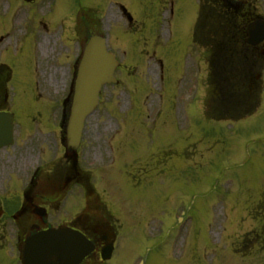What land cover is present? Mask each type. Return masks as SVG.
<instances>
[{"label": "rangeland", "instance_id": "374dc122", "mask_svg": "<svg viewBox=\"0 0 264 264\" xmlns=\"http://www.w3.org/2000/svg\"><path fill=\"white\" fill-rule=\"evenodd\" d=\"M100 1H94L98 15L103 13L102 5L104 7L110 4L112 7L114 15L107 16L106 19L110 20H105L107 24L105 23L104 29L109 33L110 42L117 50L118 57L123 59L131 72L119 70V83L104 87L99 106L87 118L85 128L88 134L93 135L100 130L101 135H95L94 140L97 136L99 142L113 143L117 154L121 153V146L126 147L128 171L140 173L139 167L143 169L145 162H151L146 168V181L154 184L142 180L136 187L127 174V177L117 181L120 185L115 183L118 189L113 185V188L108 189L104 179L97 178L98 190L107 205L115 208L117 215L125 213L124 206L117 203L122 192L130 197L129 201L136 200L134 208L137 212V234L155 231L153 224L166 220L167 212L172 223L180 221L184 216L186 223H183L179 231L172 233L168 242L173 245V255L190 259L191 264H194L192 257L216 255L217 242L224 245L235 239L236 236L229 237L234 229H237L238 234H246L247 230L259 223L256 218L259 213L254 209L258 198L264 199V86L260 95V108L254 114L239 121L212 119L210 116L204 118L206 87L204 85V89H201L202 98L196 110L191 101L194 99L193 95H199L200 92L192 83L193 60L190 57L185 64V69L189 68L185 72L187 49L170 54L176 50L172 46L175 44V37L170 42L172 38L168 40L167 33L169 22L173 25L181 23L182 27L178 25L180 35L189 45V28L194 25L191 20L196 17L198 6L177 2L171 9L170 15L173 17L162 21L161 32L164 33L155 43L158 46H154L158 32V24L154 19L156 7L142 8L149 20L145 21L146 27L141 24L145 30L140 40H136L138 37L127 35L117 28L121 27L123 20L119 9L113 6L115 0H104V4ZM121 1L141 17V8L136 3ZM258 1L260 7L255 8V11L264 15L263 0ZM6 9L1 8L0 11V30L8 25V16L3 13ZM64 11L65 6L60 3L58 12L62 14ZM3 43L5 45L6 41ZM142 48L147 52L142 54ZM153 48L162 52L170 64L163 92V87L158 83L155 61L149 56ZM193 51L191 49L190 52ZM12 86L15 98L11 106L22 124L19 127L30 129L56 126L50 105H42L36 99L22 102L17 99L22 92L21 88L17 84ZM57 88L52 94L53 99L59 92H64L62 85ZM42 110L43 115L37 114V111ZM225 111L223 104L209 110L211 115ZM19 145H22V141H19ZM103 147L106 148L104 155L107 158L109 146L105 144ZM168 152L169 157H172L168 165L173 170V178L161 183L168 166L163 163ZM117 163L119 164V160ZM108 166L110 169L115 167L111 161ZM167 172L169 180V171ZM117 175L121 176L120 173ZM220 194H223V200L220 199ZM200 240L204 242L203 246L199 243ZM167 244L153 255L156 258L155 264L172 261L167 256L170 255L167 253ZM229 249L227 246L223 248L227 255H230Z\"/></svg>", "mask_w": 264, "mask_h": 264}, {"label": "flooded vegetation", "instance_id": "af4514ba", "mask_svg": "<svg viewBox=\"0 0 264 264\" xmlns=\"http://www.w3.org/2000/svg\"><path fill=\"white\" fill-rule=\"evenodd\" d=\"M76 1L10 0V56L7 66H0L1 85L12 82L13 66L17 67L18 83L21 85L31 82L42 84V86L67 85L72 77V69L67 66L63 69L61 65L46 68L42 64L46 54L65 55L69 59L75 57V63L78 64V52L84 43L83 39L91 35L92 31L85 22L91 8L83 7L75 10ZM140 1L145 6L163 9L174 6L176 3L175 0ZM178 1L190 2L210 9L253 6L251 0ZM60 3L65 6L62 14L58 12ZM72 9L75 14L70 16L69 12ZM247 13L252 14V12ZM211 18V29L213 32L217 31V34L212 37L210 44L221 47L217 17L211 16ZM244 18L241 24L243 40L246 24H248L246 23L248 18ZM254 48L258 49V47ZM248 51L246 50L245 55L247 60L251 61L250 50ZM258 51L259 56L252 64H258L260 61L261 66L264 67V56H260V49ZM18 53H21L20 59ZM250 75L252 74H247L245 79L251 80L254 86L258 76L255 78ZM0 108H9L6 96H0ZM21 131L27 133L20 135L35 138L31 140L20 138L19 141H23L22 145H25L18 146L17 143L19 148L13 151H10V146L0 149V264H22L20 249L25 247L26 238L38 231L61 225H69L81 230L94 244L92 252L80 264H138L137 258L141 256V245L120 239L116 220L106 211L100 196L95 192L91 172L79 167L80 163L90 162L88 158L90 152L78 151V163L75 164L71 154L62 153L63 129L54 135L30 133L28 129ZM95 135L99 136L101 133L97 131ZM51 141L54 142L55 150L53 159L48 162V165L44 166L41 163L43 150L36 154L35 160H32L29 151L30 143H35L40 148ZM92 154L93 158H97L95 151ZM74 184L81 187V197L77 193H72ZM112 246H114L112 257L104 259V253ZM154 261L153 257L150 264H155ZM169 263L173 264V262ZM193 263L264 264V254L249 257L219 255L215 256L211 262H207L205 257H200L199 261ZM185 264H191V262H185Z\"/></svg>", "mask_w": 264, "mask_h": 264}, {"label": "water", "instance_id": "95a60500", "mask_svg": "<svg viewBox=\"0 0 264 264\" xmlns=\"http://www.w3.org/2000/svg\"><path fill=\"white\" fill-rule=\"evenodd\" d=\"M250 35V41L252 43H258L263 40L264 22L257 21L252 24ZM116 65L117 61L113 54L107 52L103 39L98 36L94 37L87 45L79 66L75 102L68 126L69 149L74 150L78 146L84 125V118L96 106L98 93L102 84L115 80L113 71ZM7 116L0 114V130L4 126L5 132H8L11 138L13 117L10 116L7 118ZM4 139L5 134L1 132L0 140ZM49 234L54 235L53 233ZM63 246L65 249L70 250L76 247V242L70 240L64 242L63 245H60V243H51L49 249L47 247L44 248L42 256L45 259L56 260L63 264L76 262L82 256V254L76 255L73 252L64 253L61 251Z\"/></svg>", "mask_w": 264, "mask_h": 264}]
</instances>
